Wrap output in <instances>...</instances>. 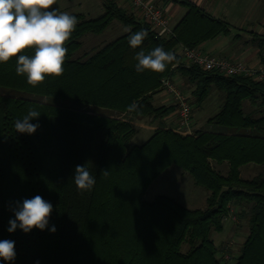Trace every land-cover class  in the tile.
<instances>
[{
	"label": "trees",
	"instance_id": "obj_1",
	"mask_svg": "<svg viewBox=\"0 0 264 264\" xmlns=\"http://www.w3.org/2000/svg\"><path fill=\"white\" fill-rule=\"evenodd\" d=\"M174 2L186 14L169 38L158 37L116 0H103L104 14L96 19L72 14L78 23L65 44L63 75L47 76L37 87L16 74L15 57L0 63V240L14 241L16 252L13 261L0 264H224L212 234L237 218L248 220L249 234L236 264H264V174L244 179L240 172L247 165L264 166V83L187 66L181 46L198 49L228 37L231 25L189 0ZM114 21L131 31L75 57L82 37L103 34ZM139 30L148 35L132 48L128 37ZM251 45L264 64V34H256ZM158 46L175 60L163 73L137 72L136 54ZM177 75L194 88L192 106L213 90L224 94L222 108L208 121L219 130L183 135L164 123L175 107H157L153 97L163 91L162 80ZM131 104L134 111H128ZM29 109L40 112L31 121L38 129L16 132L15 122ZM146 118L158 121V128L144 144L132 145L133 122ZM223 164L226 173L216 169ZM77 165L95 177L90 191L77 190ZM171 166L208 192L205 209L191 210L162 195L144 199ZM36 195L53 206L48 226L10 233L18 202ZM183 245L189 246L185 254Z\"/></svg>",
	"mask_w": 264,
	"mask_h": 264
},
{
	"label": "clouds",
	"instance_id": "obj_2",
	"mask_svg": "<svg viewBox=\"0 0 264 264\" xmlns=\"http://www.w3.org/2000/svg\"><path fill=\"white\" fill-rule=\"evenodd\" d=\"M55 3L56 0H0V63H7L15 57L16 74L25 75L32 87L42 84L47 76L63 75L68 51L65 44L78 23L75 16L55 9ZM147 35L145 30L136 31L128 37V43L137 48ZM26 49L31 50L32 55L24 54ZM135 59L138 61L135 65L137 72L151 70L163 73L175 60V55L158 46L147 54L138 52ZM136 107L131 104L128 111H134ZM39 116L40 112L29 109L21 120L15 122L16 132L35 133L39 125L31 121ZM101 174L107 177L109 172ZM73 180L81 192L90 191L96 183L89 169L80 165L75 167ZM52 211V204L40 195L24 199L22 203L18 202L14 210L15 219L9 221L8 231L11 233L17 228L25 233L33 229L44 230ZM50 231L54 233L55 226ZM15 257V242L0 240V260L11 262Z\"/></svg>",
	"mask_w": 264,
	"mask_h": 264
},
{
	"label": "rangeland",
	"instance_id": "obj_3",
	"mask_svg": "<svg viewBox=\"0 0 264 264\" xmlns=\"http://www.w3.org/2000/svg\"><path fill=\"white\" fill-rule=\"evenodd\" d=\"M97 1L101 2V0ZM234 3L235 0H230L228 2V10L234 13L232 15L235 18H238V16H250L252 13L254 15L257 13L260 18V15L264 14V0H260L259 4L258 1L255 2L254 4H258L256 7L255 5L252 8L241 6L233 10ZM54 5L56 6L58 11L67 12L70 15L84 13L87 19L99 18L104 13L103 9L100 11L98 9H95L94 7L91 11L85 13L84 9H80L78 4L75 3V0H56V3ZM230 22L232 23L231 34L227 38H220V41H228L232 49L246 46L245 48L255 53L257 49L253 47V45H251V40L255 35H250L248 34L249 32L239 30L233 23V21ZM171 25L172 27L174 26L173 23H171ZM127 32L128 31H126L125 27H123L119 22L114 21L103 34H86L81 39L82 47L75 54V57H82L97 48L113 42L119 37L125 35ZM256 32H259V30ZM238 36H240V39L237 38ZM173 82L182 92H184V94L192 103V91L194 88L179 75L175 76ZM153 103L157 107L171 105H174L175 107L172 98L164 91L158 92L154 95ZM223 104L224 94L219 92L218 90H213L210 96L200 106H192L193 115L190 131H185L180 128L178 121L176 120V107L174 114L167 118L164 123L183 135L195 134V132L197 131L213 132L214 130H219V128L213 125H209L208 121L220 111ZM244 108L247 112L253 110L249 102H245ZM173 116L177 121V123H175L177 124V127H174V122H172ZM158 123V121L153 122L150 118L133 122L135 127V136L131 144L137 146L144 144L151 137L153 132L158 128ZM216 169L226 173L228 171V165L223 164L220 166H216ZM240 172L242 178L252 179L258 174H264V166L247 165L242 167L240 169ZM161 195L175 199L177 202L191 210H203L207 206L208 192L202 187L195 186L191 176L177 166H171L160 177H158L157 180L154 181L149 187L144 199L147 202H153L157 196ZM224 225L225 226L223 232L212 234V240L215 246L218 249L222 250V252L218 254V258H221L224 264H236L241 255L242 246L249 234L248 220L237 218L236 221H233L229 219L225 221ZM188 250V245L182 246V253L185 254Z\"/></svg>",
	"mask_w": 264,
	"mask_h": 264
},
{
	"label": "built area",
	"instance_id": "obj_4",
	"mask_svg": "<svg viewBox=\"0 0 264 264\" xmlns=\"http://www.w3.org/2000/svg\"><path fill=\"white\" fill-rule=\"evenodd\" d=\"M144 22L148 23L158 37L174 36V27L163 8L148 0H127ZM179 53L188 66L197 65L207 71H217L224 76L249 77L256 82L264 83V64L250 65L236 58H219L203 53L199 49H188L181 46ZM163 91L168 94L176 107L177 121L181 129L190 131L192 125L193 108L189 98L176 84L169 80H162Z\"/></svg>",
	"mask_w": 264,
	"mask_h": 264
},
{
	"label": "crops",
	"instance_id": "obj_5",
	"mask_svg": "<svg viewBox=\"0 0 264 264\" xmlns=\"http://www.w3.org/2000/svg\"><path fill=\"white\" fill-rule=\"evenodd\" d=\"M116 1L119 6L134 13L137 17H139V14L132 8V6L128 3L127 0H116ZM148 1L154 3L156 6L161 7L165 10L166 15L170 19L171 23L174 24L173 27H175L186 14V9L183 8L180 4L175 3L174 0H148ZM189 1L198 5L201 9H203L206 13L210 14L211 16L227 21L231 25V27H232V23L230 21H233V23L237 26L239 30L249 32L248 34L250 35H256L257 33H260L258 35L264 34V14H261L260 18L259 15H257V13L255 15L252 13L250 16H238V18H235L232 15L234 13L228 10V2L230 0H189ZM257 1L259 4L260 0H235V3L233 5L234 6L233 10L241 6H244L246 8H252L255 5L256 7L258 4L256 5L254 3ZM75 3L78 4L80 9L83 8L85 13L91 11L93 7L100 11L103 9L104 11L103 0H101V2L97 0H75ZM53 7L57 9L55 5H53ZM79 14H83L86 17L84 13H79ZM258 30L259 32H256ZM220 38L222 37H218L214 40L207 41L202 45H200L198 49L203 53L210 54L212 56L219 58H236L250 65H257L260 63L257 50L254 53L248 50L247 48H245L246 46L237 49L236 48L232 49L228 41L227 42L220 41ZM237 38L240 39V36H238ZM176 120L174 119L173 116L172 122H174L173 123L174 127H177V124H175L177 123Z\"/></svg>",
	"mask_w": 264,
	"mask_h": 264
}]
</instances>
